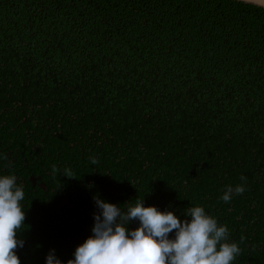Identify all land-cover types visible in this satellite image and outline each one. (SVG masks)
<instances>
[{
    "label": "trees",
    "instance_id": "16d2710c",
    "mask_svg": "<svg viewBox=\"0 0 264 264\" xmlns=\"http://www.w3.org/2000/svg\"><path fill=\"white\" fill-rule=\"evenodd\" d=\"M11 174L32 213L23 233L49 231L40 252L64 263L92 235L99 196L182 221L202 206L241 247L233 264H264V8L0 0V176ZM241 175L245 192L220 200Z\"/></svg>",
    "mask_w": 264,
    "mask_h": 264
},
{
    "label": "clouds",
    "instance_id": "9594fccd",
    "mask_svg": "<svg viewBox=\"0 0 264 264\" xmlns=\"http://www.w3.org/2000/svg\"><path fill=\"white\" fill-rule=\"evenodd\" d=\"M2 158L8 159L7 155ZM89 160L93 165L99 163L95 157ZM51 171L55 175L59 169L52 165ZM63 175L75 178L71 168H65ZM240 180L244 184L226 186L220 200L230 203L234 194L242 195L247 177L241 175ZM24 199V187L15 174L0 176V264H21L17 252L25 241L19 238L23 231L18 230L25 226L26 213L21 208ZM94 200L98 212L94 214L92 235L76 248L74 259L67 264H233L242 254L238 243L229 242L228 226L219 225L202 206L185 209L184 214L191 219L182 221L172 211L145 207L140 198L134 205L127 203L126 211L99 196ZM131 222L139 226L130 230ZM46 264L63 262L53 249Z\"/></svg>",
    "mask_w": 264,
    "mask_h": 264
},
{
    "label": "flooded vegetation",
    "instance_id": "af4514ba",
    "mask_svg": "<svg viewBox=\"0 0 264 264\" xmlns=\"http://www.w3.org/2000/svg\"><path fill=\"white\" fill-rule=\"evenodd\" d=\"M32 179L35 180V183L32 181ZM31 181L35 189L41 187V184H42L41 177H31ZM34 197L37 199L36 201L37 204H39V201H40V203H47V205L49 206V196L48 195L40 196V197L34 196ZM40 209L45 212L46 208L45 209L40 208ZM46 212L49 213V209ZM41 214L42 212L38 213L37 218H39V215ZM28 215L30 217H28ZM28 215H26V219L24 222L25 226H27V223H31L29 218L31 219L32 213H29ZM37 230L32 231V233L29 236L23 232L19 234V238L25 241L24 247L19 249L17 252V255L19 256L21 260V264H46V257L49 254V251L47 252L46 250L45 252L44 250H42V253H41L40 250L42 249L41 242L43 240H46V238L49 236V231L41 230V229H39L38 231ZM19 231H22V229H20ZM38 251L40 254L38 253ZM60 259L63 262V264H67V263H64V260H66L65 256L60 257Z\"/></svg>",
    "mask_w": 264,
    "mask_h": 264
},
{
    "label": "water",
    "instance_id": "95a60500",
    "mask_svg": "<svg viewBox=\"0 0 264 264\" xmlns=\"http://www.w3.org/2000/svg\"><path fill=\"white\" fill-rule=\"evenodd\" d=\"M237 1H241V2H244V3H248V4H252V5H256V6L264 8V0H237ZM32 181L35 183L34 179H32ZM41 188L44 191H48L49 190L48 187H46V185L44 183L41 184ZM63 202H64V205L69 204V201L67 199L64 200Z\"/></svg>",
    "mask_w": 264,
    "mask_h": 264
}]
</instances>
